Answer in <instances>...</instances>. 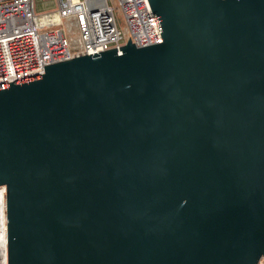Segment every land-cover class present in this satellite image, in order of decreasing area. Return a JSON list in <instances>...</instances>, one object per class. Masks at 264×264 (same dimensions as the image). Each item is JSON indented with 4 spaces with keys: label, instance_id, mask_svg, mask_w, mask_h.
Listing matches in <instances>:
<instances>
[{
    "label": "water",
    "instance_id": "95a60500",
    "mask_svg": "<svg viewBox=\"0 0 264 264\" xmlns=\"http://www.w3.org/2000/svg\"><path fill=\"white\" fill-rule=\"evenodd\" d=\"M162 41L0 83L6 264L264 256V0H148Z\"/></svg>",
    "mask_w": 264,
    "mask_h": 264
},
{
    "label": "built area",
    "instance_id": "2783aa9c",
    "mask_svg": "<svg viewBox=\"0 0 264 264\" xmlns=\"http://www.w3.org/2000/svg\"><path fill=\"white\" fill-rule=\"evenodd\" d=\"M39 4L49 8L38 9ZM128 38L136 46L162 41L148 0H0V83L40 74L43 65L124 45ZM2 230L6 244L4 185L0 237ZM256 264H264V256Z\"/></svg>",
    "mask_w": 264,
    "mask_h": 264
},
{
    "label": "bare ground",
    "instance_id": "6f19581e",
    "mask_svg": "<svg viewBox=\"0 0 264 264\" xmlns=\"http://www.w3.org/2000/svg\"><path fill=\"white\" fill-rule=\"evenodd\" d=\"M5 232L0 237V264H6Z\"/></svg>",
    "mask_w": 264,
    "mask_h": 264
},
{
    "label": "rangeland",
    "instance_id": "374dc122",
    "mask_svg": "<svg viewBox=\"0 0 264 264\" xmlns=\"http://www.w3.org/2000/svg\"><path fill=\"white\" fill-rule=\"evenodd\" d=\"M37 8L38 9H46V8H49V6H44L43 4H39V5H37ZM67 27V26H66ZM67 29H68V27H67ZM66 29V30H67ZM68 31V30H67ZM69 33H72V32H69ZM70 37H71V39H73V38H75L76 37V33H74V34H70ZM3 233H4V231L2 230V234L1 235H3Z\"/></svg>",
    "mask_w": 264,
    "mask_h": 264
}]
</instances>
